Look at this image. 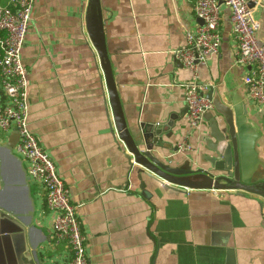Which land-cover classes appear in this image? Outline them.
<instances>
[{"label":"crops","instance_id":"1","mask_svg":"<svg viewBox=\"0 0 264 264\" xmlns=\"http://www.w3.org/2000/svg\"><path fill=\"white\" fill-rule=\"evenodd\" d=\"M195 2L99 0V6L127 129L135 134L139 124L166 125L156 155L174 168L206 169L214 110L198 129L189 130L183 95L192 75L173 55L184 46L185 30L200 24ZM86 5L87 0H33L21 60L27 71L28 128L68 190L88 264H225L228 251L235 264H264L260 197L160 185L144 176L140 188L115 131L98 57L85 30ZM251 8L256 37L264 43V2ZM218 30V52L198 67L197 81L212 84L221 103L233 110L241 129L242 179L262 185L264 104L247 96L243 79L250 67L235 63L224 5ZM9 136H0V143ZM183 142L191 151L177 152ZM19 178L0 155V264H69L67 246L53 243L52 215L36 187L30 184L33 228L23 229L9 218L27 210Z\"/></svg>","mask_w":264,"mask_h":264},{"label":"built area","instance_id":"2","mask_svg":"<svg viewBox=\"0 0 264 264\" xmlns=\"http://www.w3.org/2000/svg\"><path fill=\"white\" fill-rule=\"evenodd\" d=\"M263 2L196 0L194 16L201 24L192 31L185 30L184 46L173 54L174 59L192 75L191 81L184 85L183 95L189 130L198 129L205 115L213 111L211 102L203 96L213 89V85L199 83L197 70L218 52L221 5L229 9L236 44L235 63L250 67L243 79L247 96L253 103L264 104V43L260 44L256 37L257 22L251 8ZM32 10L33 0H8L0 5V136L7 137L12 133L17 136L13 151L25 166L29 184L41 195L43 208L52 215L53 243L67 246L69 264H88L86 239L70 203L68 190L58 177L52 159L40 147L27 124V71L21 60V51L31 25ZM176 150L189 152L191 147L183 142L176 146Z\"/></svg>","mask_w":264,"mask_h":264},{"label":"water","instance_id":"3","mask_svg":"<svg viewBox=\"0 0 264 264\" xmlns=\"http://www.w3.org/2000/svg\"><path fill=\"white\" fill-rule=\"evenodd\" d=\"M199 23L201 24V21ZM102 25L99 0H87L85 30L98 57L115 131L128 154L126 159L130 167L134 169L140 183L141 177L144 176L160 185L166 183V186L169 184L189 190L240 191L256 195L264 201V184H248L242 179L239 139L241 129L233 110L223 105L217 92H213L212 89L203 94L204 98L211 102L215 114L206 140V149L211 154L207 157L206 169H191L189 165L174 168L167 164L165 159L156 155L155 150L161 149L160 135L166 125L162 127L159 124L156 126L139 124L135 134L127 129L107 57ZM16 142V134H10L6 143H0V155L20 177L27 210L22 215L9 214V218L23 229H32L35 203L25 166L13 151ZM142 187L143 183L140 184V188ZM225 264H235L232 251L227 252Z\"/></svg>","mask_w":264,"mask_h":264}]
</instances>
